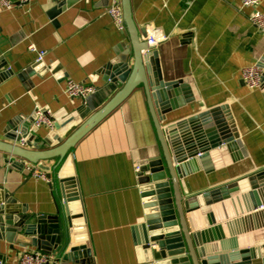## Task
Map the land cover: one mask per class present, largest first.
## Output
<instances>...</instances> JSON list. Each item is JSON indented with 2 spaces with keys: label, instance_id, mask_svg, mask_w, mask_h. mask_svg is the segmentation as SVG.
I'll return each instance as SVG.
<instances>
[{
  "label": "crops",
  "instance_id": "obj_1",
  "mask_svg": "<svg viewBox=\"0 0 264 264\" xmlns=\"http://www.w3.org/2000/svg\"><path fill=\"white\" fill-rule=\"evenodd\" d=\"M111 1L31 0L21 7L0 6V62L2 71L13 72L0 79V138L10 120L20 115L31 118L38 105L54 115L70 113L81 105L84 100L66 93L68 79L99 89L104 86L98 70L119 55L120 45L130 39L128 31L120 30L109 15ZM130 3L133 19L143 30L141 38L156 30L166 35L156 46L164 79L189 78L200 96L167 113L162 124L226 106L247 152L221 169L184 178L185 193L209 190L264 168V88L252 89L242 77L244 68L264 58V32L251 21L252 9L242 7L240 0ZM259 10L264 14V0ZM30 43L46 51L43 62L49 69L43 78L30 77L34 85L28 90L18 74L36 62V53L28 49ZM50 130L43 125L34 135L42 139ZM72 152L96 263L136 264L131 227L145 217L137 163L162 154L144 88H136ZM15 163H21L20 159L0 151V188L14 194L32 215L55 214L61 200L56 181L51 187ZM22 248L0 239L5 264H18ZM51 264L61 263L54 260Z\"/></svg>",
  "mask_w": 264,
  "mask_h": 264
},
{
  "label": "water",
  "instance_id": "obj_2",
  "mask_svg": "<svg viewBox=\"0 0 264 264\" xmlns=\"http://www.w3.org/2000/svg\"><path fill=\"white\" fill-rule=\"evenodd\" d=\"M121 1L130 39L98 70L104 86L70 113L55 114L54 128L42 139L34 135L35 114L15 116L0 138V151L41 167L52 180L49 185L56 181L61 194L55 214L32 215L14 194L0 188V239L11 247L32 246L55 254V263L97 264L72 149L142 86L162 154L137 163L145 217L131 227L136 264H264V168L209 190L185 193L184 178L221 169L247 152L226 106L162 124L167 113L200 96L189 78L164 79L156 47L148 37L141 38L130 0ZM258 64L264 88V58ZM3 67L0 62V79H7L13 72ZM48 69L36 61L18 78L29 90L34 85L30 77L43 78ZM22 139L27 146L20 144ZM15 165L23 168L24 162ZM0 264H5L1 252Z\"/></svg>",
  "mask_w": 264,
  "mask_h": 264
},
{
  "label": "built area",
  "instance_id": "obj_3",
  "mask_svg": "<svg viewBox=\"0 0 264 264\" xmlns=\"http://www.w3.org/2000/svg\"><path fill=\"white\" fill-rule=\"evenodd\" d=\"M31 0H0V6L5 8L21 7ZM242 7H248L252 9L250 14L251 21L257 26V28L264 32V14L259 10L261 0H240ZM108 13L114 20L117 27L124 31L126 26L124 23V15L121 0H112L108 8ZM166 39V35L160 30L153 31L147 38L149 45L156 47L160 41ZM28 49L31 52L36 53V61H43L46 55V51L39 49L35 43H30ZM242 77L246 84L252 88H259L263 84V67L259 64L246 67L242 71ZM99 90L98 86L87 82H77L72 79L66 81V93L71 98H78L86 100L88 96L96 93ZM35 119L33 122L34 127H41L43 125L48 126L50 129L54 128L55 118L54 114L49 108L44 106H36ZM20 144L27 146V142L22 139ZM21 162H24L25 171L28 175L46 180L50 183L52 180L48 176V173L36 164H33L24 159L17 157ZM11 163V162H9ZM140 167L137 165L136 171L139 172ZM56 259L55 254L45 253L39 250H33L29 247H23L19 254L18 264H51Z\"/></svg>",
  "mask_w": 264,
  "mask_h": 264
}]
</instances>
